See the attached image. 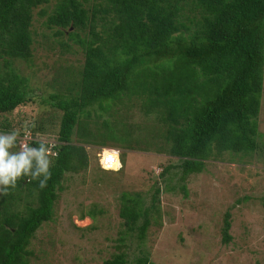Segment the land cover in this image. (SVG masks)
Here are the masks:
<instances>
[{
  "label": "trees",
  "instance_id": "trees-1",
  "mask_svg": "<svg viewBox=\"0 0 264 264\" xmlns=\"http://www.w3.org/2000/svg\"><path fill=\"white\" fill-rule=\"evenodd\" d=\"M48 4L49 0H0V118L31 100L27 80L11 68L10 60L29 62L40 40L62 55L74 51L68 43L73 41L85 56L78 74L70 67L59 68L63 88L58 91L65 94L42 99L60 115L54 143L35 140L45 132L40 123L28 126L31 134L18 132L7 119L0 121L1 134L18 133L11 154L24 144L38 149L41 143L56 154L50 155L51 175L43 188L41 173L36 179L22 175L14 188L0 192V264H29L31 241L54 219L66 175L88 168L89 145L98 147L97 152L120 151L119 170L99 168L110 175L120 173L122 151L105 142L120 137L125 149L141 153L152 147L155 153L179 160L181 181L202 173L207 162L223 155L245 163L262 151L258 115L264 79V0H55L46 14ZM36 9L38 18L48 15L43 21L48 34L32 28ZM135 99L143 101L145 115L156 114L161 146L146 142L143 128L126 124L129 109L114 119L116 111ZM95 105L99 112L89 122ZM32 164L30 173L37 171L34 158ZM170 169L165 168L161 178ZM180 190L186 193L185 186ZM160 194L156 187L147 205L137 192L121 193L118 214L124 231L118 243L126 252L132 239L139 257L129 262L121 253L104 264H154L143 246L151 220L159 218ZM103 212L92 207L88 217L94 220ZM229 218L225 213V244L231 240Z\"/></svg>",
  "mask_w": 264,
  "mask_h": 264
},
{
  "label": "rangeland",
  "instance_id": "rangeland-1",
  "mask_svg": "<svg viewBox=\"0 0 264 264\" xmlns=\"http://www.w3.org/2000/svg\"><path fill=\"white\" fill-rule=\"evenodd\" d=\"M54 2L49 0L46 14L53 10ZM38 11L34 10L32 28L37 33L48 34L43 27L48 15L40 19ZM68 43L74 50L71 54L62 55L59 49L46 47L40 40L39 45L33 46L29 62L10 60L11 68L27 80L31 100L24 107L1 116L0 121L7 119L18 132L24 133H31L29 125L40 123L45 132L36 134L35 140L55 142L60 115L43 105L42 99L63 92L58 91L63 88V78L58 73L60 67H70L78 74L85 60L80 45L73 41ZM5 60L8 62L9 58ZM127 109L126 124L143 128L146 142L161 146V137L156 134L160 125L154 111L145 115L143 101L135 99V103L125 106L123 111H116L114 119H120ZM98 112L95 105L87 121L92 122ZM107 119L112 121L111 117ZM258 132L261 135L258 146L262 151L249 162L237 163L223 155L218 161L207 162L202 173L190 175L183 181L180 180L181 170L176 167L179 160L155 153L152 147L141 153L125 149L120 137L105 142L122 151V169L119 174L110 175L101 170L116 171L120 163L115 161L105 169L97 156L98 147L87 146L88 168L66 175L54 208V219L44 224L31 241L29 264H104L121 253L127 254L129 262L137 259L135 241L129 239L130 249L126 252L118 243L119 233L124 231L118 214L119 197L126 191L137 192L149 205L156 187L161 190L156 206L159 218L154 216L151 220L143 246L152 263L264 264V79ZM140 134L139 131L138 136ZM114 158L116 160V156ZM169 166L172 169L161 178L160 174ZM101 176L108 179L103 180ZM181 186H185V194ZM92 207L104 211L94 220L88 217ZM227 212L231 240L225 244L222 229Z\"/></svg>",
  "mask_w": 264,
  "mask_h": 264
},
{
  "label": "clouds",
  "instance_id": "clouds-1",
  "mask_svg": "<svg viewBox=\"0 0 264 264\" xmlns=\"http://www.w3.org/2000/svg\"><path fill=\"white\" fill-rule=\"evenodd\" d=\"M17 138L18 133L15 130L11 133L0 134V184L4 185L3 188H0V192H6L9 187L14 188L17 179L22 175L24 177L30 176L32 179H36L41 173H43L45 177V179L40 182V187L43 188L51 175L49 172V165L52 163L50 155H56L51 152V146L45 147V144L41 143L38 149H34L30 148L28 144H24L18 153L10 154L9 149L16 147L15 142L17 141ZM106 151L118 152V162L120 163V151L115 149H104L100 151L97 154L100 161L103 152ZM33 158L36 162L37 171L30 173V169L33 166ZM120 168L121 166L119 169Z\"/></svg>",
  "mask_w": 264,
  "mask_h": 264
},
{
  "label": "built area",
  "instance_id": "built-area-1",
  "mask_svg": "<svg viewBox=\"0 0 264 264\" xmlns=\"http://www.w3.org/2000/svg\"><path fill=\"white\" fill-rule=\"evenodd\" d=\"M115 156H116V160L114 158ZM118 160H119V153L118 152L106 151V152H103V154L101 156L100 164H101V166L106 167L105 169H107L115 161L118 162Z\"/></svg>",
  "mask_w": 264,
  "mask_h": 264
}]
</instances>
